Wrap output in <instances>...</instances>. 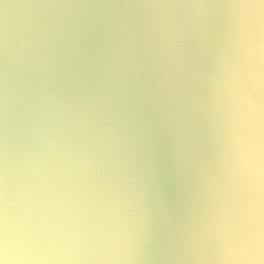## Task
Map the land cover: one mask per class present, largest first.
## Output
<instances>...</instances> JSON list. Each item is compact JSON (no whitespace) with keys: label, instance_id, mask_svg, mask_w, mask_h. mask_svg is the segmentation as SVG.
I'll return each instance as SVG.
<instances>
[{"label":"clouds","instance_id":"obj_1","mask_svg":"<svg viewBox=\"0 0 264 264\" xmlns=\"http://www.w3.org/2000/svg\"><path fill=\"white\" fill-rule=\"evenodd\" d=\"M0 264H264V0H0Z\"/></svg>","mask_w":264,"mask_h":264}]
</instances>
